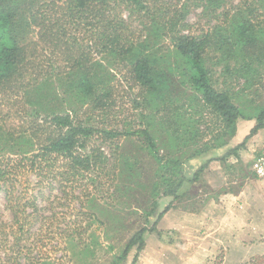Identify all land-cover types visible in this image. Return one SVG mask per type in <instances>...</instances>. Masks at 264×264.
<instances>
[{
    "label": "trees",
    "instance_id": "trees-1",
    "mask_svg": "<svg viewBox=\"0 0 264 264\" xmlns=\"http://www.w3.org/2000/svg\"><path fill=\"white\" fill-rule=\"evenodd\" d=\"M207 1L210 5L219 3ZM148 2L0 0V93L12 91L21 96L23 106L34 107V115H28L33 119L23 117L19 127L7 128L0 122V144L4 142L12 150L0 156V193H5L6 208L12 216L10 223L0 224V264H57L53 252L73 246L88 248L87 231L95 216L85 208L103 190H125L132 196L154 191L155 197L157 182L148 183L138 157L122 150L117 173L110 166L104 145L120 149L121 139L137 138L145 145L141 149H146L163 168V176H178L181 160L168 158L164 162L153 131L158 116L171 120L177 113L175 117L180 118L177 105L172 103L174 98L185 95L183 88L189 86L200 94L231 135L238 120L250 119L230 92L216 87L214 71L207 64L214 58L215 64L226 63L223 73L229 75L233 64L238 67L237 77L247 82L264 72V66L260 69L264 65V24L257 26L246 16L252 10L239 9L228 26L217 24L212 32L198 36L176 32L184 18L181 11L163 13L161 9L146 7ZM136 19L143 26L139 34L133 26ZM225 19H229L228 14ZM165 39L168 44L162 43ZM173 57L180 60V66L173 67ZM178 69L181 89L171 82V73ZM114 70L122 72L125 81L139 89L144 109L151 111L147 126L99 129L84 121L83 117L107 114L117 106ZM254 111L257 123L249 135L216 160L225 162L231 156L240 160L239 152L246 149L248 140L264 129V106ZM179 134V129L169 132L162 145L175 144L182 138ZM95 137L101 145L91 143ZM208 165L209 162L202 166L192 179L185 175L178 183L165 181V195L177 199L183 184L200 181ZM120 174L119 184L115 183ZM30 176L35 178L34 183ZM256 177L254 174L249 179ZM55 191L70 201L81 202L74 211V219L62 231L51 230L62 220L48 210ZM174 205L168 204L154 223L148 221L147 226L137 230L113 264H121L134 248L137 253L131 264H137L146 247V234H162L158 223ZM156 209L154 201L150 211L144 209V216L149 220L157 214ZM48 211L51 215H47ZM53 241L54 249H43L48 242L53 245Z\"/></svg>",
    "mask_w": 264,
    "mask_h": 264
},
{
    "label": "rangeland",
    "instance_id": "rangeland-1",
    "mask_svg": "<svg viewBox=\"0 0 264 264\" xmlns=\"http://www.w3.org/2000/svg\"><path fill=\"white\" fill-rule=\"evenodd\" d=\"M145 5L152 9H161L163 13L169 11L174 14L177 10L181 11V15L183 14L184 18L179 21L176 27L177 33L191 32L200 36L212 32L217 24L226 27L239 9L243 11L252 10L251 13L246 12V16L249 15L252 22L257 26L264 24V0H219V3L214 5H210L207 0H150ZM124 14L127 16L128 12L125 11ZM227 14L229 19L226 21L225 15ZM133 26L136 28L137 34L140 33L139 30L143 27L142 23L137 19L134 20ZM35 33H37V30ZM32 36L37 40V36L34 37V34ZM167 40L165 39L162 43L168 44ZM209 55L213 57L212 51H210ZM215 60L214 58L207 66L214 71V80L217 82L216 87L230 92L234 97L235 103L244 109V113L250 119L238 120L236 131L231 135L226 131L218 115L214 114L212 109L203 102L200 94H197L187 86L185 89L183 88L185 95L179 97L178 100L174 98L172 103V105H177L180 118L177 119L175 117L177 114L175 111L176 114L172 115L171 120L165 116H158L154 120L153 134L158 139L160 154L165 156L164 162L168 158L181 160L180 166L177 168L178 176H168L167 174V176H163L165 174V171L162 170L163 168H159L156 161L148 155L146 149H141L145 145L139 143L137 138L121 139L120 142L123 145L120 149L110 144L104 145L103 150L108 157L110 166L117 173L120 170V153L122 150L126 151L127 155L131 153L137 156L148 183L157 182L156 195L153 197V191L150 195L132 196L125 190L124 192L121 190L115 193V188H110V192L108 190L101 191L99 198L94 203L90 202V204H87L85 208V210L95 216L91 227H89V223H83L85 227H89L87 231L88 248L73 246L68 250L62 249L53 252L52 256L58 259L57 264H113L118 257L122 256L133 234L141 227L147 226L146 222L151 221V223H154L157 215L169 203L172 202L175 204V208L183 212H201L206 209L208 202L212 198H218L226 191L237 195L242 186L251 180L249 178L255 174L253 165L264 154L263 130L260 133L258 131L248 140L246 149L239 152L240 160L233 156L230 159H226L229 163L225 164V176L220 178L224 179V185L220 186V188L218 185H221V180L215 177H208L207 179H200L198 183H190V186L185 190H183L182 186L178 192L180 196L177 199L166 196L164 192L165 181L178 183L181 177L186 175L188 163L192 159L201 154L225 150L227 147L231 148L238 135V123L241 121H254L257 123L254 117L256 111L254 110L256 107L264 106V72L261 75H254L251 82H247L244 78L237 77L236 69L238 67L232 64L230 75L224 74L226 63L215 64L213 62ZM179 62V59L173 57V67L175 65L180 66ZM261 66L262 68L260 69H263L264 65L262 64ZM180 70L178 69L173 74L171 73L173 76H171L172 86L179 89H181ZM114 74L116 80L113 83L116 87L115 99L117 106L107 114L95 113L90 119L83 117L84 121L88 125L99 129L124 130L147 126L151 111L144 109L139 89L132 83L125 81L127 78L126 76L124 78L122 72L114 70ZM249 84L250 88H248ZM252 101H255V103ZM136 103L141 104V106L137 107ZM27 107L23 106L21 96L13 94L12 91L0 93L1 124L6 125L7 128L19 127L22 120H24L23 117L33 119L29 116L34 115V107H28L27 111L23 112V109ZM43 116L45 115L43 114ZM188 125H193V127L188 128ZM178 129L180 131L179 136L182 138L179 141H175V144L171 146H163V138L169 132L172 133ZM184 131L192 134H185ZM247 135L245 134L239 144L244 141ZM91 143L95 145L102 144L101 140L96 137L92 139ZM234 147L236 146L232 148ZM11 152L12 150L7 149L4 142L0 144V156ZM121 174L119 176H117L118 174L116 175L115 183L118 182L119 184ZM30 180L33 183L35 182L33 176H30ZM217 180L220 182L218 181L217 188L213 191L212 182L215 183ZM79 191L80 189L78 191L75 190V194ZM50 201H53V205H51V208L48 207V210L51 209V213H57L58 218L62 219L58 220L51 230L62 231L74 219V211H76V208H80L81 202L79 200L70 201L69 197L63 196L57 191L52 194ZM154 201L157 203V214L148 220L144 216V209L147 208L150 211L153 208ZM257 205L264 208V198L258 200ZM209 211L211 212V209ZM214 212H218L216 214L217 219L215 218L216 221L214 220V223L211 224H207L204 220H201V222L186 220V225L197 229L193 233L185 234L174 230L171 228V224L169 228H164L160 226V222L157 228L162 234H158V232L146 234V247L140 254L137 264H264V230L260 231L259 234L235 231L233 224L231 226L235 216L232 217L231 213L235 215L237 214L236 212L230 211V214L223 210ZM51 213L48 211L47 215H51ZM219 219H221L220 223H218ZM244 220L245 218H243ZM11 221L12 216L6 208L5 193L1 192L0 224L10 223ZM260 222L261 224L264 223V218ZM151 225L149 224V227ZM257 234L258 236H256ZM252 235L254 237H250ZM48 243L43 249H54L55 241H53V245L50 242ZM136 253L137 248L132 249L126 260L120 263L131 264Z\"/></svg>",
    "mask_w": 264,
    "mask_h": 264
},
{
    "label": "crops",
    "instance_id": "crops-1",
    "mask_svg": "<svg viewBox=\"0 0 264 264\" xmlns=\"http://www.w3.org/2000/svg\"><path fill=\"white\" fill-rule=\"evenodd\" d=\"M255 125L256 123L254 121L239 122L238 135L235 138L236 141L233 144V146H237L235 144H239L240 140L245 136V134L247 135ZM261 130L264 131V129ZM261 130H259V133L261 132ZM231 148L227 147L225 150L222 149L220 151H212L192 159L188 163V169L186 173L187 178L192 179L194 174L202 166H204L209 162L208 167L205 169L204 173L202 174L203 176L201 177V180L207 179L208 177H215L221 180V182L217 180V182H215L216 184L212 182L213 191L217 188L218 181L221 183V185L219 184L218 187L220 188V186H223L224 179L222 180L220 178L225 176L226 173L225 164L229 163V161H226L225 163L223 161L221 162L216 161V159L224 157ZM230 158L231 157L227 159ZM188 186H190V183L185 182L183 184V190L188 188ZM261 198H264V178L256 177V178H252L245 185H243L240 192L237 195L233 194L232 192L226 191L218 198H212L208 202L209 204L204 211L202 210L201 212H197V213H188L173 207L161 219L160 221L161 223L160 222L159 223L160 226L161 227L163 226L164 228L166 227L169 228L171 224L172 226L171 228H173L174 230L183 232L185 234L190 232L193 233L196 232L197 229L195 227H190L186 225L185 224L186 220H192L194 222L195 221L201 222V220H204L207 222V224L208 223L211 224L214 223V220L217 217L216 214H218V212H214V211L223 210L225 212H228V214H230V211L237 213L235 215L231 213L232 217L235 216V218L232 220L233 223H231V226L233 224L234 226L233 229L235 231H240L242 233L243 231L255 232L259 234L260 231L264 230V227H262L264 226V223L261 224L260 222L264 218V208L259 207L257 205L258 200H260ZM210 209L211 212L210 211L208 212V210ZM243 218H245L244 221ZM220 222L221 219L218 220V223ZM258 234L256 236H258ZM250 237H254V236L252 235Z\"/></svg>",
    "mask_w": 264,
    "mask_h": 264
},
{
    "label": "built area",
    "instance_id": "built-area-1",
    "mask_svg": "<svg viewBox=\"0 0 264 264\" xmlns=\"http://www.w3.org/2000/svg\"><path fill=\"white\" fill-rule=\"evenodd\" d=\"M253 170L257 177H264V154L254 163Z\"/></svg>",
    "mask_w": 264,
    "mask_h": 264
}]
</instances>
